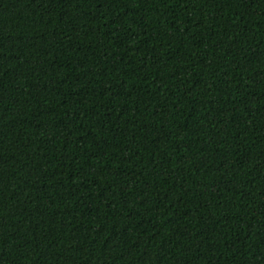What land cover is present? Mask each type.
Segmentation results:
<instances>
[{
  "label": "trees",
  "instance_id": "1",
  "mask_svg": "<svg viewBox=\"0 0 264 264\" xmlns=\"http://www.w3.org/2000/svg\"><path fill=\"white\" fill-rule=\"evenodd\" d=\"M0 264H264V0H0Z\"/></svg>",
  "mask_w": 264,
  "mask_h": 264
}]
</instances>
